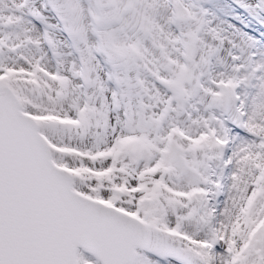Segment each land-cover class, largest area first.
<instances>
[{"label":"snow or ice","instance_id":"6c2138e0","mask_svg":"<svg viewBox=\"0 0 264 264\" xmlns=\"http://www.w3.org/2000/svg\"><path fill=\"white\" fill-rule=\"evenodd\" d=\"M0 264H264V0H0Z\"/></svg>","mask_w":264,"mask_h":264}]
</instances>
